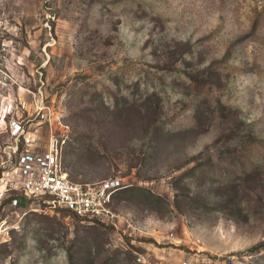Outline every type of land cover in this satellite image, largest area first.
Returning <instances> with one entry per match:
<instances>
[{"label":"rangeland","instance_id":"rangeland-1","mask_svg":"<svg viewBox=\"0 0 264 264\" xmlns=\"http://www.w3.org/2000/svg\"><path fill=\"white\" fill-rule=\"evenodd\" d=\"M41 95L70 178L123 181L114 222L5 202ZM5 111L0 264H264V0H0Z\"/></svg>","mask_w":264,"mask_h":264},{"label":"built area","instance_id":"built-area-1","mask_svg":"<svg viewBox=\"0 0 264 264\" xmlns=\"http://www.w3.org/2000/svg\"><path fill=\"white\" fill-rule=\"evenodd\" d=\"M31 116L29 122L11 119L6 124L11 144L5 153L14 166L13 189L30 200L28 206L37 202L46 210L67 211L69 216L93 224L114 222L117 215L112 209L113 196L125 187L121 178L88 183L73 181L64 163L69 126L44 95L35 101ZM6 117L7 111L1 113V122L6 123ZM10 206L24 208L17 197Z\"/></svg>","mask_w":264,"mask_h":264},{"label":"trees","instance_id":"trees-1","mask_svg":"<svg viewBox=\"0 0 264 264\" xmlns=\"http://www.w3.org/2000/svg\"><path fill=\"white\" fill-rule=\"evenodd\" d=\"M160 130L161 131H165V129H164V127H161L160 128ZM160 133H162V132H160ZM156 135V134H155ZM79 150V147L78 146H76V145H74L73 147H72V152H74L73 154H78V151ZM65 163V162H64ZM69 164H71V163H69ZM69 164L67 165V166H69ZM72 164H73V162H72ZM65 166H66V164H65ZM67 166H66V168H67ZM73 166H74V168H76L77 167V165H76V162L73 164ZM70 174V173H69ZM73 179V178H72ZM75 180V179H74ZM120 192V190L119 191H117L116 192V194L113 196V203H114V201H115V199H116V197H117V195H118V193ZM152 196L155 198V199H158V200H160L161 199V197L160 196H158V195H154V194H152ZM19 198L20 199V203H21V205H23L24 206V208L25 207H28V204H29V202H30V200H28V199H26L25 197H23V196H21V195H19V194H17V195H14L13 197H11L10 199H9V201H5V202H8L9 204L12 202V199L13 198ZM153 198V199H154ZM230 206H236V200L234 199V198H231L230 199V202L225 206V208H224V212H227V213H229V214H232L231 212H233L234 210H235V208L234 207H230ZM178 207H179V209H180V206L178 205ZM61 212H63V213H66V214H69V212H67V211H61ZM73 217H75V216H73ZM75 218H78V217H75ZM78 219H80V218H78ZM98 224V223H97ZM253 249H257V246H255Z\"/></svg>","mask_w":264,"mask_h":264}]
</instances>
